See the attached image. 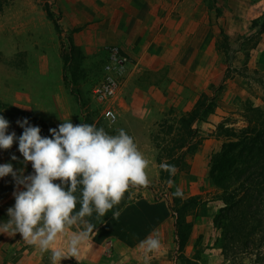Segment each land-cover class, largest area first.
<instances>
[{
	"label": "rangeland",
	"instance_id": "obj_1",
	"mask_svg": "<svg viewBox=\"0 0 264 264\" xmlns=\"http://www.w3.org/2000/svg\"><path fill=\"white\" fill-rule=\"evenodd\" d=\"M137 2L0 0V105H28L27 113L38 119L95 124L111 135L124 129L135 139L150 162L148 183L128 191L163 221V247L147 264H264V225L249 237V227L216 223L225 204L222 190L209 178L211 158L232 139L219 126L239 130L252 118L250 108L264 111V25H254L264 15V0ZM127 3L144 10V19L157 15L147 26L145 43L130 37L117 42L113 24L126 23ZM113 46L132 63L112 123L92 92L103 80L105 54ZM204 95L214 106L193 124L197 136L183 151L187 165L170 175L160 165L181 154L173 150L180 137L188 139L181 119ZM10 113L0 109L2 116ZM191 198L196 205H188ZM131 212L127 220L132 222ZM182 216V225L189 227L185 245L178 237ZM3 217L8 212L0 210V225L8 221ZM145 221L141 229L147 232L153 221ZM106 246L110 251L99 264H145L139 247V256L127 257L118 241ZM50 255L19 233L0 231V264H51ZM84 259L70 257L61 264H87Z\"/></svg>",
	"mask_w": 264,
	"mask_h": 264
},
{
	"label": "clouds",
	"instance_id": "obj_2",
	"mask_svg": "<svg viewBox=\"0 0 264 264\" xmlns=\"http://www.w3.org/2000/svg\"><path fill=\"white\" fill-rule=\"evenodd\" d=\"M17 123L24 129L18 138L19 152L35 174L25 176L21 171L18 175L12 164L0 165V178L11 175L17 184L15 205L8 209L9 220L0 225V231L19 233L27 244L50 252L51 264L78 259L97 234L85 218L94 212L104 217L130 188L146 186L150 162L124 129L111 135L95 124L74 125L65 120L58 130L50 129L53 138H47L39 127L28 126L26 119ZM8 128L9 122L0 115V149H11L17 140ZM160 167L170 175L177 171L167 163ZM175 195L182 193L177 189ZM119 215L117 211L113 218ZM138 247L147 264L163 247L159 233L153 231Z\"/></svg>",
	"mask_w": 264,
	"mask_h": 264
},
{
	"label": "trees",
	"instance_id": "obj_3",
	"mask_svg": "<svg viewBox=\"0 0 264 264\" xmlns=\"http://www.w3.org/2000/svg\"><path fill=\"white\" fill-rule=\"evenodd\" d=\"M48 13L49 16L52 15L50 10ZM259 22L264 25V15L256 19L254 25ZM213 106L214 99L204 95L198 99L190 114L181 119L188 129V139L179 138L173 150L181 151V154L178 153V157L173 160L170 158L167 162L169 165H174L175 168L187 165L183 151L197 136L192 128L193 124L203 115L211 113ZM250 116L252 118L247 120L248 125L239 130L226 127L225 124L219 126L232 139L224 143L222 150L211 158L209 178L222 190V201L225 204L220 210L222 218L218 216L215 222L220 220L222 226L229 228L232 225L241 226L243 229V226L249 227L251 230L247 235L252 237L261 229L258 227L264 225V111L250 108ZM188 205H196V198L189 199ZM182 222L183 216L178 222V237L185 245L189 227H184Z\"/></svg>",
	"mask_w": 264,
	"mask_h": 264
},
{
	"label": "crops",
	"instance_id": "obj_4",
	"mask_svg": "<svg viewBox=\"0 0 264 264\" xmlns=\"http://www.w3.org/2000/svg\"><path fill=\"white\" fill-rule=\"evenodd\" d=\"M139 1L140 0H138L137 4L139 3ZM141 4H143L142 1ZM140 10L141 9H133L130 3H127V15L126 13H124V15H126L127 17L126 23H123L119 20L115 21L113 24L115 26L114 34H116V36L119 38L117 42L127 41L128 37L132 38L131 40L135 44H137V40L139 43L142 41H144V43L146 42V38L149 35V28L147 26H152V24L154 25L153 19H156L157 15L147 14L145 20V14L143 13L144 10ZM149 21L153 22L150 23ZM105 55L107 61V54ZM18 107L19 108L14 107L11 109L9 105L7 107L0 106V109L10 110L12 112L9 114V116L5 115L3 117L9 122V128L7 130L8 134L14 132L17 137V140L16 142H14L11 149H0V165L10 163L12 164L14 171L18 175L21 171H23L25 176H30L34 175L35 173L31 163L25 164L24 157L19 152L18 138L23 134L24 129L20 127L17 122H23L26 119L28 121V126H36L41 129L42 137L53 138L51 137V133L49 130L53 128L58 130L59 125H61L66 119L64 118L63 120H60L57 117L58 120H53V117L51 118L50 116L47 118V121H45V119H42V117L40 116L38 119V117H36L37 115H34L35 112L34 114L27 113L31 110L28 105L21 107L19 104ZM44 115L45 114H43V116ZM42 120H44L46 123H43ZM49 121L51 122L48 123ZM13 156L17 157V159L13 160ZM56 183L61 182L56 181ZM19 190L24 189L22 186H20ZM16 191L17 184L15 179L11 175L0 178V210L2 212H8L9 208L14 207V192ZM76 195L79 197V191ZM79 208L80 204L77 203V210H79ZM117 211L120 213V215L114 219L113 216ZM129 211H133L131 212V214H129V219L132 220V222L127 220V213ZM148 217H150L153 221L151 224L153 226L151 227V229H149V231L146 232L145 230L141 229V223L146 222L145 220H147ZM161 217L162 216L156 213L148 212L147 204L143 203V200L141 198H133V195L130 193V191H127L124 193L120 203L116 205L112 210H110L104 217H98L94 212L91 217L85 218L95 226L94 231L97 234L94 235L91 241L81 250L80 256L82 255L84 256V258H87V261L86 259H84L87 264H99L101 262L100 260L102 258V255L104 254L103 252H105V250L110 251L111 247L107 248L108 246L106 245H110L111 242L114 243V240L118 241L120 247H122V250H127V257L129 255L133 257L139 256L140 251L137 252V247L140 242L144 240V235L148 237L153 233V231H157L160 236H163V234H160V232H162L161 225L163 222ZM5 219L9 220V217ZM158 229L160 230L158 231ZM126 238L127 242L121 240Z\"/></svg>",
	"mask_w": 264,
	"mask_h": 264
},
{
	"label": "built area",
	"instance_id": "obj_5",
	"mask_svg": "<svg viewBox=\"0 0 264 264\" xmlns=\"http://www.w3.org/2000/svg\"><path fill=\"white\" fill-rule=\"evenodd\" d=\"M131 63L130 57L120 47L113 46L109 48L103 80L92 92L94 100L102 105V116L112 123L118 119L116 103L119 100L123 81ZM113 116L115 120L112 119Z\"/></svg>",
	"mask_w": 264,
	"mask_h": 264
}]
</instances>
